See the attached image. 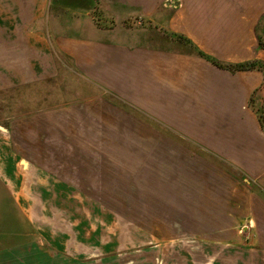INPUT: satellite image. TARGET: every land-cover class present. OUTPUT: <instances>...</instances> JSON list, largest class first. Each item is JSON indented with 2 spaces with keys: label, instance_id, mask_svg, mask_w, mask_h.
I'll return each mask as SVG.
<instances>
[{
  "label": "crops",
  "instance_id": "obj_1",
  "mask_svg": "<svg viewBox=\"0 0 264 264\" xmlns=\"http://www.w3.org/2000/svg\"><path fill=\"white\" fill-rule=\"evenodd\" d=\"M263 15L264 0H0V108H27L0 119V220L23 221L0 264H264L248 191L264 195V72L211 62L264 64Z\"/></svg>",
  "mask_w": 264,
  "mask_h": 264
},
{
  "label": "rangeland",
  "instance_id": "obj_2",
  "mask_svg": "<svg viewBox=\"0 0 264 264\" xmlns=\"http://www.w3.org/2000/svg\"><path fill=\"white\" fill-rule=\"evenodd\" d=\"M93 15L96 16V13H93L92 16ZM133 22H132L133 24H136V22H141L139 24L142 25V21L140 19H135V21H133ZM135 43L142 44V45H155V44H158L155 41L148 40V39H143L142 37L139 38L138 40H136ZM7 104H8V101L5 102V105H7ZM26 109L27 108H10V107L0 108V119H2L3 114H5L7 116H17L20 112H22V111H24ZM37 110H39V109H37ZM176 142L179 143L182 148H183V146L188 147L187 145L184 144V141H176ZM207 160L208 161H212V167L218 169L219 170V174H220L218 176L217 175H213L212 176V179H213L212 181L218 182V184H220L223 188L227 187L228 186V183L226 181V173H224L225 170L223 169L225 165H221V161L216 156H212L210 158V160H209V158H207ZM228 173H229V179H232V180L234 179L235 181H238L240 184L243 182V179H245V177L242 176V175H240V173L238 171H236V170H233L232 171L230 169L228 171ZM218 184H216V185H218ZM246 188H248L247 185H246ZM135 190L136 189H134V191ZM149 190L155 191V189H149ZM149 190L148 189H145L144 192L145 193H148ZM248 191L256 194V196H258L259 198H261V199L264 200V195H262L260 193L259 189H257V188H248ZM121 222H123V220H121ZM166 222H168V225L170 224V226L172 227V224H173V221L172 220H169V221H166ZM184 222L186 223V225L189 224L188 223L189 221H184ZM249 222L250 221H247L244 224H242V223L240 224V226L238 228V236L237 237H238V240H239L238 243H241L243 245H247V244L251 243V244H249V246H251V247L248 246V248H246V250H248L249 248H252L251 250H253L254 249V246H252L253 245L252 242L258 243V237L251 235V233H250L251 228H247L242 233L239 232L240 231V228L242 226H246L247 227L248 224H249ZM22 223H23L22 220L21 221L14 220V219H4V220H0V256L5 257L6 253H3L2 251H5V250H8L9 248H11V245H12L11 243H13V242H11L12 241V238L15 236V233L16 232H19L18 230H20L22 228V226H23ZM186 228H188V230L191 229L190 227H186ZM181 239L184 242H192V239H194V240L196 239L198 243L199 242H210L211 240H213V241H215V240H223V242L224 241H227V242H230V243H233L234 242L233 239H232V237H226V236H223V237H220V236H214V237H210V236L188 237V236H183L182 235ZM250 253H252V251ZM222 254H228V253H220V252L205 253V252H198L197 253L196 260L198 261V264H205V261L207 260V258L210 259V257L212 255L214 256V259H215L216 256L220 257ZM229 254H231V252H229Z\"/></svg>",
  "mask_w": 264,
  "mask_h": 264
},
{
  "label": "trees",
  "instance_id": "obj_3",
  "mask_svg": "<svg viewBox=\"0 0 264 264\" xmlns=\"http://www.w3.org/2000/svg\"><path fill=\"white\" fill-rule=\"evenodd\" d=\"M255 35H256L258 47L261 50H264V15L262 16V18L259 20V22L257 23V25L255 27ZM188 45H190V43H188ZM192 50L197 56H199L201 58H205V56L201 52L194 49V47H192ZM211 62L215 66H217L219 68H225L229 71L260 70V71L264 72V64H262V63L252 62V63L239 64V65H224V64L218 63L216 61H211ZM256 113L258 115V119L260 121L262 130L264 131V116H263L262 108L257 109Z\"/></svg>",
  "mask_w": 264,
  "mask_h": 264
},
{
  "label": "built area",
  "instance_id": "obj_4",
  "mask_svg": "<svg viewBox=\"0 0 264 264\" xmlns=\"http://www.w3.org/2000/svg\"><path fill=\"white\" fill-rule=\"evenodd\" d=\"M247 228H250V223L248 224V226L246 227V226H242L241 228H240V233H242L244 230H246Z\"/></svg>",
  "mask_w": 264,
  "mask_h": 264
}]
</instances>
